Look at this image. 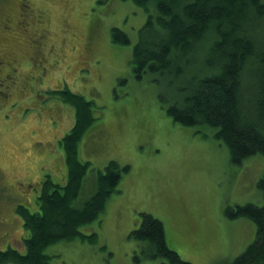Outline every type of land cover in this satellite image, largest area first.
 Returning a JSON list of instances; mask_svg holds the SVG:
<instances>
[{
    "label": "rangeland",
    "instance_id": "obj_1",
    "mask_svg": "<svg viewBox=\"0 0 264 264\" xmlns=\"http://www.w3.org/2000/svg\"><path fill=\"white\" fill-rule=\"evenodd\" d=\"M26 2L18 20L26 45L13 38L11 51H4L18 71L5 79L6 86L0 83V250L12 246L25 252L28 231L15 206L38 210L32 195L41 172L54 181L67 180L68 162L58 140L73 127L77 108L53 90L69 87L91 100L93 120L78 142L80 159L90 161L95 172L112 160L129 170L104 211L81 227L96 234L47 247L50 263L170 264L143 256L141 242L130 236L147 212L164 222L168 245L184 260L229 264L255 239L256 225L245 216L229 219L225 208L264 204L258 187L264 156L234 164L215 129L187 126L167 113L166 100L173 99L176 85L158 82L150 73L135 76L132 52L148 14L133 0ZM11 3L16 12L9 18L15 21L22 0ZM114 27L130 42H115ZM91 184L80 199L95 190Z\"/></svg>",
    "mask_w": 264,
    "mask_h": 264
},
{
    "label": "trees",
    "instance_id": "obj_2",
    "mask_svg": "<svg viewBox=\"0 0 264 264\" xmlns=\"http://www.w3.org/2000/svg\"><path fill=\"white\" fill-rule=\"evenodd\" d=\"M133 1L148 14L132 52L135 76L141 79L150 73L158 82L176 85L173 99L166 100L167 113L181 124L215 129L214 136L226 144L234 164L257 153L264 156V0ZM112 35L117 43L130 42L119 27L112 29ZM53 92L77 108L73 127L58 140L67 158L68 177L62 183L41 172V192L32 195L40 209L32 212L23 204L15 206L28 231L22 240L25 252L12 246L0 250V263L51 264L47 247L95 235L81 227L104 211L129 170V165L112 160L105 170L95 172L90 161L80 159L78 142L93 120L91 100L69 87ZM90 181L95 190L80 199ZM258 187L264 193V173ZM225 214L231 220L248 217L256 225L255 239L229 264H264V204L229 205ZM130 236L141 242L143 256L193 264L168 245L164 222L150 213H142L141 225Z\"/></svg>",
    "mask_w": 264,
    "mask_h": 264
},
{
    "label": "flooded vegetation",
    "instance_id": "obj_3",
    "mask_svg": "<svg viewBox=\"0 0 264 264\" xmlns=\"http://www.w3.org/2000/svg\"><path fill=\"white\" fill-rule=\"evenodd\" d=\"M1 4L5 5V10L0 11V83H2V87H4V86H6L5 79L7 77L9 78V77L15 76V74L18 71L17 62L16 61H14L15 63L11 62L13 60H11V61L9 60L8 54H5V56H4V51L5 50L11 51L10 48L8 47V44H9V41L13 38H17V40H19V42H23L26 45V41H25L26 38H24V36H27V34L23 35V31L21 32L20 26L18 25V23H19L18 20L21 17V15L23 17V14L25 13L24 10L28 6V3L26 2V0H22V5L19 4V12L17 13V19L15 21L12 18H9V16L12 17V13L16 12V10H14V8L12 6L11 0H0V5ZM8 11H9V13H8ZM10 12H11V15H10ZM16 28H18L19 30H16ZM30 40H31V42L33 41L32 39H30ZM35 42L36 41H34L33 44ZM2 43H4V45ZM23 49H26V46L23 47ZM32 58L33 57L30 56L29 60H31ZM9 67H11L12 70ZM45 163H46V165H48V162H45ZM45 163H43V164H45ZM43 177L40 175L41 179L39 180V182H37L38 188L35 191V196L39 195V193L41 192V188H42V182L41 181L43 180ZM39 209H40V207H38V210Z\"/></svg>",
    "mask_w": 264,
    "mask_h": 264
}]
</instances>
